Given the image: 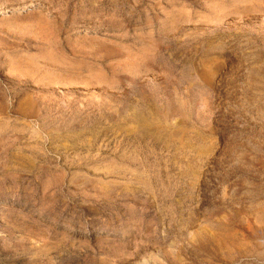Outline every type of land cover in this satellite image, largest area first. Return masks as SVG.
<instances>
[{
	"label": "rangeland",
	"instance_id": "obj_1",
	"mask_svg": "<svg viewBox=\"0 0 264 264\" xmlns=\"http://www.w3.org/2000/svg\"><path fill=\"white\" fill-rule=\"evenodd\" d=\"M0 264H264V0H0Z\"/></svg>",
	"mask_w": 264,
	"mask_h": 264
}]
</instances>
